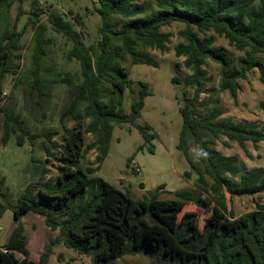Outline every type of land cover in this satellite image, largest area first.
<instances>
[{"label": "trees", "instance_id": "16d2710c", "mask_svg": "<svg viewBox=\"0 0 264 264\" xmlns=\"http://www.w3.org/2000/svg\"><path fill=\"white\" fill-rule=\"evenodd\" d=\"M5 1L0 0V23ZM154 1L158 11L142 18L144 6L139 0H97L96 11L102 20L100 40L90 46L84 41L83 31L75 28L83 26L80 15L67 20L57 12L38 8V0L33 2V18L29 22L35 29L37 42L33 57L35 77L47 53L48 41L44 38L47 28L40 23L45 16L52 31L72 43L68 59L80 65V83L60 121L82 107L84 117L91 121L86 127L82 124L73 130L65 127L64 143L59 144L52 141L55 133H31L19 117L13 119L6 114V124L20 132L19 146L24 145L25 139L33 142L47 137L51 146L59 149L55 154L51 146H45V152L58 163L59 174L55 182L41 178L29 183L14 207L8 201V192L4 191L6 179H0V197L5 201L0 205V217L12 208L15 221L11 238L0 250V264H49L54 247L61 243L90 258L92 264H116L125 255L138 254L149 255L154 264H264V204L257 202L255 210L240 216L229 211L225 204L227 195L254 196L264 192V168L243 173L238 157H225L212 147L216 141H223V137L241 147L246 142L257 146L264 141V130L256 123L223 119L219 106L209 108L210 103L200 98L209 61L219 65L220 88L229 91L235 100L240 92L239 82L246 80L253 69L259 70L264 83V62L255 56L264 54V0ZM115 16L125 19L120 29H115L122 24L120 20H112ZM174 23L185 25L179 33L184 42L176 45L175 53L185 58L184 66L191 71L185 87L193 90L192 96L184 90L180 101L182 129L177 147L195 170L188 140L192 139L197 146V159L204 173L197 178L201 192L179 190L175 192L176 199L161 200L159 194L165 185H160L150 197L136 200L104 179L90 175L100 169L108 155L114 124L136 127L145 142L138 151L147 147L150 153H155L156 134L150 126L136 123L146 98L151 96V86L144 81L138 83V96L131 103V113H126L122 98L130 88V74L116 60H124L127 55L133 65L159 67L153 56L139 48L167 53L170 34L162 28ZM215 35L224 37L239 51L248 50L246 56L235 61L224 49L215 46ZM21 36L14 29L0 37V101L5 77L16 72L14 59H21L14 54L20 49ZM111 42H119L123 53L113 50ZM172 81L181 80L176 76ZM60 82L68 84L71 79L66 76ZM36 86L41 91L38 81ZM108 93H111L109 104L104 101ZM88 133L96 134V140L86 146ZM9 134L6 128L4 143ZM92 149L98 152V166L84 170L80 168L81 160ZM132 161L129 160V165ZM186 175L190 176V172ZM205 176L212 181L210 185ZM209 194L216 200L205 196ZM188 206L206 213L204 221L196 211H185ZM29 212L42 216L52 231H59L56 238H50L38 263L31 259L30 239L22 223L23 216Z\"/></svg>", "mask_w": 264, "mask_h": 264}, {"label": "rangeland", "instance_id": "374dc122", "mask_svg": "<svg viewBox=\"0 0 264 264\" xmlns=\"http://www.w3.org/2000/svg\"><path fill=\"white\" fill-rule=\"evenodd\" d=\"M35 0H6L2 5V21L0 23V37L5 31L14 29L21 32L18 43L19 50L14 54L20 56V60L14 59L15 73L5 77L3 89L11 88L10 95L0 107V179H6L4 191L8 192V201L12 207L17 206L25 192V188L31 182H37L41 178L44 181H57L58 163L55 158L45 152V146H51L47 137H42L31 142L25 139L24 145L19 146L17 137L20 132L13 131L11 125L6 124V114L14 119L19 117L22 125L31 133H55L52 141L63 144L65 127L73 130L79 124L88 126L90 119L84 117L83 107L73 115H69L61 122V114L70 105L73 96L80 83V65L73 59H68V52L72 43L61 34H57L47 23L43 16L40 23L44 24L47 31L44 35L46 55L42 59L41 70L35 77L33 57L36 49L35 29L30 24L33 18V2ZM38 8L47 12L54 11L71 20L75 15H80L83 26H75L78 31H83L84 41L87 46L97 44L100 40L99 29L102 20L97 13L99 6L97 0H38ZM144 6V14L140 17L147 18L158 11L154 0H139ZM113 21L120 20L122 24L115 29H120L125 21L122 17H112ZM185 28L182 23H174L162 28L163 32L170 34L169 51L165 54L155 49H143L153 56L159 67L144 64L131 63L129 56L124 60H116L117 64L129 72L130 88L126 90L122 98V107L126 113H131V103L137 98L138 83L144 81L151 86V96L145 100V106L136 120L137 124L148 125L156 134L153 141L155 153H150L146 147L138 151L145 144L137 128L131 124H114L109 152L101 164L100 169L90 177L102 178L131 198L141 200L150 197L158 186L165 185L159 194L161 200L176 199L175 192L179 190H192L200 193L197 185L198 175L204 174L197 157V146L192 139L188 140V146L193 153L196 169L189 165L183 153L178 149L180 133L182 129V117L179 112L180 101L183 99V91L187 90L192 96L193 90L185 87V81L191 75V71L184 66V57H177L175 47L184 42L179 33ZM209 34H214L210 32ZM217 48L224 49L235 61L246 56V51H239L231 46L227 39L215 35ZM111 48L123 53L119 42H111ZM264 62V54H256ZM207 76L202 100L210 103L209 108L216 105L223 111V117L235 122H256L264 130V83L260 80L257 68L248 74L246 80H241L240 92L235 100L229 91L220 88V67L209 61L205 67ZM70 77L71 82H60L63 77ZM180 78V82H173L174 77ZM37 79V80H36ZM36 81L41 85V91L36 86ZM2 89V90H3ZM111 93L104 95V101L109 104ZM116 100L118 96L113 94ZM9 129V137L3 142L5 129ZM96 140V134L88 133L85 136V145H91ZM216 141L212 147L225 157L237 156L243 165V172L264 168V141L258 146L247 142L241 147L237 142ZM148 146V145H147ZM53 153L59 149L51 146ZM96 149L90 150L81 160L80 168L97 167ZM133 161L129 165V160ZM44 169L48 173H44ZM140 170V171H138ZM190 172V176L186 175ZM210 185L212 181L207 177ZM214 201L213 195H205ZM264 204V192L260 195H240L230 197L227 195L225 204L229 211L240 216L256 209V204ZM5 201L0 197V205ZM212 205L214 203L212 202ZM185 211H196L202 222L206 213L188 206ZM30 243L31 259L39 262L45 246L50 238H56L59 231H52L42 216L29 212L22 218ZM15 227L14 212L7 209L0 217V250L9 241ZM22 260V256L17 254ZM49 264H92L90 258L66 248L62 243L54 247ZM116 264H154L153 259L147 254L125 255Z\"/></svg>", "mask_w": 264, "mask_h": 264}, {"label": "built area", "instance_id": "2783aa9c", "mask_svg": "<svg viewBox=\"0 0 264 264\" xmlns=\"http://www.w3.org/2000/svg\"><path fill=\"white\" fill-rule=\"evenodd\" d=\"M10 91H11V88H7L5 87L3 90H2V95H1V101H0V107L4 104V102L6 101V99H8L9 95H10ZM140 171V170H138Z\"/></svg>", "mask_w": 264, "mask_h": 264}, {"label": "crops", "instance_id": "0c3cea01", "mask_svg": "<svg viewBox=\"0 0 264 264\" xmlns=\"http://www.w3.org/2000/svg\"><path fill=\"white\" fill-rule=\"evenodd\" d=\"M222 118H223V119H228V118H224L223 115H222ZM230 120H232V119H230ZM232 121H233V120H232ZM234 122H235V121H234ZM241 122H243V123H256V122H247V121H241ZM236 123H240V122H236ZM256 124H257V123H256ZM257 125L259 126V124H257ZM259 128L262 129L260 126H259ZM224 138H225V137H223V139H224ZM225 139H227V138H225ZM223 141H225V140H223ZM227 141H229V140L227 139ZM232 142H235V141H232ZM261 142H262V141H261ZM246 143H247V142H246ZM246 143H245V144H246ZM259 143H260V142H259ZM259 143H258V144H259ZM252 144H253V143H252ZM257 146H258V145H257ZM232 157H233V156H232ZM236 157H237V156H236ZM238 159H239V158H238ZM239 161H240V160H239ZM240 162H241V161H240ZM241 163H242V162H241ZM243 173H244V172H243ZM262 193H263V192H262ZM260 194H261V193H259V195H260Z\"/></svg>", "mask_w": 264, "mask_h": 264}]
</instances>
